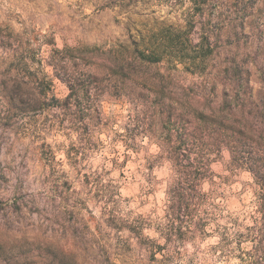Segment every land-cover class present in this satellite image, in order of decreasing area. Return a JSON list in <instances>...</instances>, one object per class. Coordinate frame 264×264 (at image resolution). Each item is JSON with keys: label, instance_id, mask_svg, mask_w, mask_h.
I'll list each match as a JSON object with an SVG mask.
<instances>
[{"label": "rangeland", "instance_id": "obj_1", "mask_svg": "<svg viewBox=\"0 0 264 264\" xmlns=\"http://www.w3.org/2000/svg\"><path fill=\"white\" fill-rule=\"evenodd\" d=\"M189 6L178 0H0V264H42L49 247L68 254L72 264H240L237 251L215 248L214 233L189 239L171 260L161 254L150 258L146 241L132 227L164 241L157 226L170 170L167 161L150 167L149 156L158 147L149 137L139 135L136 149L126 148L122 138L133 112L127 95L116 90L103 95L101 122L88 146L79 134L52 125L56 112L8 113L3 95L11 86L10 69L32 87L39 59L54 48L85 46L96 53L95 48L132 43L160 26L182 25ZM260 52L257 58L245 56L256 89L262 85L259 67L264 68V49ZM176 77L179 82L171 85L176 95L182 85L196 88L200 81L184 70ZM67 93L55 79L48 103L53 94ZM212 169L224 194L222 222L229 216L245 220L252 174L232 169L226 150ZM85 174H95L94 180L87 182Z\"/></svg>", "mask_w": 264, "mask_h": 264}, {"label": "trees", "instance_id": "obj_2", "mask_svg": "<svg viewBox=\"0 0 264 264\" xmlns=\"http://www.w3.org/2000/svg\"><path fill=\"white\" fill-rule=\"evenodd\" d=\"M178 1L190 5L182 25L160 26L146 38L95 48L96 53L85 46L54 48L39 59L32 87L10 69L11 86L3 89L7 110L56 112L52 125L79 134L88 146L101 122L103 95L114 90L127 95L133 112L122 138L126 148L136 149L139 135L147 136L158 147L149 156L150 167L167 161L170 170L157 226L164 241L130 226L146 241L150 258L161 254L171 260L189 239L214 233L215 248L238 252L240 264H264V68L259 67L262 85L256 89L248 60L264 49V0ZM253 65L258 68V62ZM179 70L200 81L196 88L182 85L176 95L171 85L179 82ZM55 79L68 93L53 94L51 104ZM224 150L232 169L248 170L253 178V197L241 222L232 216L222 222L224 194L212 165ZM85 175L87 182L95 178ZM47 249L42 264H72L68 254Z\"/></svg>", "mask_w": 264, "mask_h": 264}]
</instances>
